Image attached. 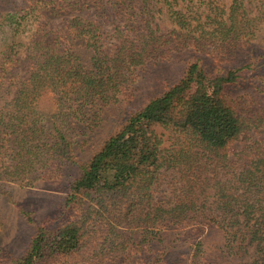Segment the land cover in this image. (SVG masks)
I'll list each match as a JSON object with an SVG mask.
<instances>
[{"label": "trees", "instance_id": "obj_1", "mask_svg": "<svg viewBox=\"0 0 264 264\" xmlns=\"http://www.w3.org/2000/svg\"><path fill=\"white\" fill-rule=\"evenodd\" d=\"M192 1L7 3L0 23L10 36L23 37L0 44V180L32 174L46 180L49 146L74 164L73 132L64 131L84 122L85 106L97 113L146 62L191 51L178 80L130 113L79 167L64 205L76 208L81 198L95 196L124 211L123 218L133 205L144 207L138 217L157 233L186 228L183 264L206 260L208 235L235 264H264V62L257 53L264 51V0H230L226 8L218 0H196L195 10ZM208 46L216 63L226 64L222 69L201 58ZM238 90L260 102L243 103L233 97ZM44 94L56 105L46 122L36 110ZM156 129L180 136L182 146L172 156ZM167 171L177 174L178 190L161 178ZM162 183L174 191L164 195ZM153 185L160 195L154 205ZM52 222L35 227L12 264L56 262L86 247L80 222ZM164 252L152 264H160Z\"/></svg>", "mask_w": 264, "mask_h": 264}, {"label": "rangeland", "instance_id": "obj_2", "mask_svg": "<svg viewBox=\"0 0 264 264\" xmlns=\"http://www.w3.org/2000/svg\"><path fill=\"white\" fill-rule=\"evenodd\" d=\"M19 1L21 2V0H6L0 3L2 9L0 15L4 12L7 3H19ZM229 3L230 0H218V4L225 8ZM190 7L195 10L196 0L192 1ZM163 21H166V18H163ZM0 32V44L5 43L4 41L16 42L18 38L23 37L22 33L10 36L5 25L1 23ZM212 48L208 46L207 52L201 58L206 59L210 67L222 69L226 64L223 60L216 63ZM257 53L260 61L264 62V51ZM190 55L191 51L187 54L171 53L168 58L148 61L132 73L128 81L121 83L120 91L114 98L115 102L98 109L97 113L91 110L93 107L85 106L84 122H80L75 127L69 126L64 131L73 132V138L69 142L72 147L70 156L74 164H69L63 157L65 154L58 150L52 151L53 147L49 146L45 152L48 161L42 173L43 177L47 175L46 180H41L35 174L22 175L19 177V182L0 180V264H12L13 260L18 259L35 227L46 220H53L52 224L80 222L87 240L86 247L77 255L46 264H152L161 251L165 252L159 257L160 264L186 262L187 246L190 243L187 240L186 228L169 226L159 234L158 229L154 230V224L146 223L138 217L139 214L142 215L140 209L145 211L144 207L133 205V212L127 218H123L124 211L112 209L109 206L111 202L95 196L81 198L76 208L66 207L64 192L69 181L78 175L79 167L85 164L105 138L130 113L178 80L183 68L191 59ZM246 92L248 90L235 91L233 97L240 100L243 97V103L247 105L251 100L260 102L252 94L245 97L243 94ZM55 106L51 95L44 94L38 99L36 110L46 122L49 116L55 113ZM260 106L264 104L260 102ZM82 133L85 135H81ZM155 133L161 147L166 149L167 155L170 153L172 156L182 146L180 136L169 130L156 129ZM161 178L166 183L167 181L171 183L174 190H178L180 185L174 171L165 172ZM158 190L164 195L174 191L163 183ZM158 190L154 194V185L149 189L152 193L153 205L154 197L160 196ZM143 204L145 206V202ZM25 214L28 215L30 222L25 219ZM159 235L158 241L154 240V236ZM202 244L203 256L206 259L202 264H235V259L228 256L223 247L220 254L219 246L223 243H220L216 237L208 235Z\"/></svg>", "mask_w": 264, "mask_h": 264}]
</instances>
